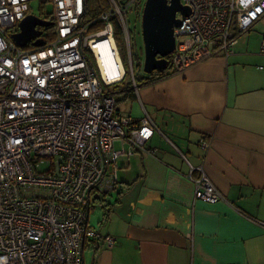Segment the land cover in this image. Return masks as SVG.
Returning <instances> with one entry per match:
<instances>
[{
    "label": "built area",
    "instance_id": "1",
    "mask_svg": "<svg viewBox=\"0 0 264 264\" xmlns=\"http://www.w3.org/2000/svg\"><path fill=\"white\" fill-rule=\"evenodd\" d=\"M31 1L0 0V264H82L87 241H114L88 219L93 206L117 189V159L125 151L115 142L127 143L128 155L153 153L145 149L156 130L152 119L145 113L133 123L107 91L127 73L115 26L131 66L127 17L131 10L142 14V0H104L106 9L88 21L87 0H39L53 7L38 18L54 26V35L43 43L44 28L37 27L41 35L27 45L43 44L27 48L12 36L22 20L35 16ZM180 1L190 12L177 14L170 75L220 53L229 56L239 36L264 17V0ZM105 42L116 59L107 69L98 52ZM188 166L194 199L218 202L221 194L203 166Z\"/></svg>",
    "mask_w": 264,
    "mask_h": 264
},
{
    "label": "crops",
    "instance_id": "2",
    "mask_svg": "<svg viewBox=\"0 0 264 264\" xmlns=\"http://www.w3.org/2000/svg\"><path fill=\"white\" fill-rule=\"evenodd\" d=\"M263 45L264 17L229 56L143 84L122 102L130 105L117 106L133 123L152 119L145 149L153 153L128 155L129 145L115 142L125 151L118 197L100 203L105 222L88 219L114 241H87L82 264H264ZM188 163L203 166L218 202L194 199Z\"/></svg>",
    "mask_w": 264,
    "mask_h": 264
},
{
    "label": "water",
    "instance_id": "3",
    "mask_svg": "<svg viewBox=\"0 0 264 264\" xmlns=\"http://www.w3.org/2000/svg\"><path fill=\"white\" fill-rule=\"evenodd\" d=\"M190 10L180 0H145L141 14V34L143 40V71L146 75L162 73L168 68V57L175 49L174 28L179 26L177 14L187 16ZM50 23L35 16H28L20 22V32L13 35L15 43L25 47L38 38ZM43 43L37 39L32 43L39 47Z\"/></svg>",
    "mask_w": 264,
    "mask_h": 264
},
{
    "label": "rangeland",
    "instance_id": "4",
    "mask_svg": "<svg viewBox=\"0 0 264 264\" xmlns=\"http://www.w3.org/2000/svg\"><path fill=\"white\" fill-rule=\"evenodd\" d=\"M96 1L101 3L102 0H96ZM93 3H94V0H91L90 5H92ZM144 3H145V0H142L141 1L142 9H143ZM30 6H31V12L37 17H40L45 13H49V12L53 11V7L50 3H47L46 5H41L39 0H32L30 3ZM127 18H128L129 29L131 32V43H132V53H133L132 63H133V65L130 66V64H129V60H128L129 57L127 55L126 50L124 49L125 50L124 51L123 47H121L119 44H117V42H116V46L118 48L120 58H121L122 62L125 64V68L128 72V77L130 79L132 78L133 75H131V72L133 71L135 77L139 78L141 76L146 75L143 71V66H142V61L144 60V56H143L144 50H143V40H142V34H141V15L138 16L134 10H131L129 12ZM125 55H126V57H128L126 62H124V59H123ZM137 57H140V59H141V62H140L141 65L140 66H138V60L136 59ZM107 91H113L114 92V87L113 86L107 87ZM132 103H135V104H137V106H139V103L137 101H133ZM130 104H131L130 101H128L126 103H121L119 105V108L123 110ZM134 112L137 113L136 108H134ZM114 148L115 149L119 148V145L115 144ZM117 197H118V194L115 191L111 195H107L105 197L106 202H109V201L114 202ZM101 214L102 213L100 210V204L96 203L95 208L91 211V214H90L91 225L96 227L97 219H99V217H100L101 221H104L105 216H103V214L102 215Z\"/></svg>",
    "mask_w": 264,
    "mask_h": 264
},
{
    "label": "trees",
    "instance_id": "5",
    "mask_svg": "<svg viewBox=\"0 0 264 264\" xmlns=\"http://www.w3.org/2000/svg\"><path fill=\"white\" fill-rule=\"evenodd\" d=\"M90 2H91V0H87L85 3V16H84L85 21H88V20L95 18L101 11H103L107 7V4L104 0H102L101 3L94 0V3L92 5H90ZM43 31H44V38H45L43 40V43L50 41L54 35V26H52L50 24L49 26L45 27L43 29ZM114 33H115V39H116L117 44H119L121 47H123V50H124L125 49L124 40H123V36L121 33V29L118 25L115 26ZM130 35H131V33H130ZM25 47L31 48L33 46L31 43ZM131 47H132V45H131ZM132 58H133V53H132ZM123 59H124V62L127 61L126 55L124 56ZM136 59L138 60V62L141 61L140 57H137ZM168 63H169V60H168ZM168 69H169V67H168ZM167 70H165L162 73L154 72L150 75H144V76H141L139 78L135 77L134 82L128 77V72H127L123 81L119 82V84L116 83L113 85L115 96L117 95L116 96V106L120 105L122 102H124L127 99L135 98L136 89L138 87H140L141 85L156 81L158 79H163V78L168 77L170 74L167 72ZM126 78H128V79H126ZM133 83H135V86H133ZM109 205H111V203H108V206ZM105 207H107V205H105L103 207V209ZM104 212H105L104 216L105 217L108 216V214L106 215V212H108V211H104ZM92 241H93V243H95L94 240H92ZM84 246H85V244H84Z\"/></svg>",
    "mask_w": 264,
    "mask_h": 264
},
{
    "label": "bare ground",
    "instance_id": "6",
    "mask_svg": "<svg viewBox=\"0 0 264 264\" xmlns=\"http://www.w3.org/2000/svg\"><path fill=\"white\" fill-rule=\"evenodd\" d=\"M99 55L101 64L107 69L109 67H113L116 63L115 56H112L114 53V47L112 43L105 42L104 44L99 46ZM118 63V59H117Z\"/></svg>",
    "mask_w": 264,
    "mask_h": 264
}]
</instances>
